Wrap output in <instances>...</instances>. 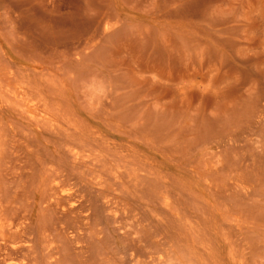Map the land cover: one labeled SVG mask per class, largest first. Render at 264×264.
<instances>
[{
	"label": "rangeland",
	"instance_id": "374dc122",
	"mask_svg": "<svg viewBox=\"0 0 264 264\" xmlns=\"http://www.w3.org/2000/svg\"><path fill=\"white\" fill-rule=\"evenodd\" d=\"M0 264H264V0H0Z\"/></svg>",
	"mask_w": 264,
	"mask_h": 264
}]
</instances>
